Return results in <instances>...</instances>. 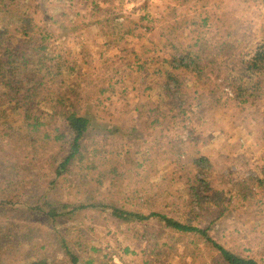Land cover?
<instances>
[{
    "label": "rangeland",
    "instance_id": "1",
    "mask_svg": "<svg viewBox=\"0 0 264 264\" xmlns=\"http://www.w3.org/2000/svg\"><path fill=\"white\" fill-rule=\"evenodd\" d=\"M93 1L27 0L22 6L33 24L50 30L47 44L43 43L45 46L38 53L42 42L35 37L17 42L22 65L23 60L32 62L44 54L51 57L52 53L58 57L67 54L71 63L64 74L67 87H47L56 101L55 115L47 95L38 92L37 100L43 103L36 107L41 106V111L53 116L46 118L47 124L52 120L59 124L62 120L59 108L74 102L76 109L94 121L88 138L111 135L112 146H117L120 152L130 150L139 158L144 155V148L158 145L154 167L148 170L153 176L144 184L143 193L144 201L152 208L136 212L148 216L157 210L171 219L183 217V222L192 219L202 229L210 228L209 236L217 244L264 264V245L258 246L264 238V212L258 209V200L253 196L244 197L247 187L258 190L261 189L258 184L264 182V67L250 69L251 59L264 44V0H109L108 4L99 0L102 10L97 14H93ZM109 17L113 19L102 29L99 21ZM3 19L0 16L1 33L7 25ZM190 34L192 40L179 39ZM195 34L200 39L197 45ZM213 38L228 44L217 46ZM175 40L179 42L178 52L173 49ZM182 51L191 52L203 80L193 73L188 75L184 90L186 115L174 122L168 119L171 128L162 131L164 125H149L150 105L162 97L164 75L171 71L173 56ZM216 55L219 61L224 58L229 64L232 77L210 75L211 84L222 90L210 93L204 80L220 67L213 61ZM26 65L18 67L14 78L23 82L24 87L33 74L25 70ZM46 78L47 74L37 73L32 82L50 83ZM235 78L244 86V92H237L233 86ZM4 83L0 84L2 118L7 125L19 128L21 110L17 102L9 103L10 84L7 79ZM17 92L25 94L23 88ZM169 108L168 105L165 110ZM21 131L29 134L22 139L32 135L26 128ZM132 138L144 142L140 150L134 141L130 142ZM47 149L44 159L35 167L37 171L18 170L19 174L8 178L5 173L15 165L9 162V167L0 166V264H29L41 256L49 258L52 264H69L60 238H78L85 246L83 254L98 258L102 264H224L199 237L176 235L159 219L127 225L114 220L111 213L89 209L85 216L84 212L73 214L71 206L81 196L78 189H73L76 192L73 193L68 189L71 182H67L63 188L51 190V178H47L53 176L50 164L62 147H52L51 142ZM203 157L211 163L209 186L214 194L223 192V195L219 197V205H214L215 212L198 223L189 186L200 182L195 177L198 175L195 161ZM42 164L47 168L41 170ZM38 175L46 176L45 190L40 191L33 183ZM220 177L223 179L219 180ZM216 178L219 182L212 183ZM23 179L24 194L48 197L62 210L64 216L58 220L61 226H54L36 214L40 213L37 206L33 208L36 213L30 212L27 208L31 207L24 201L7 196L6 191ZM154 184L159 186L158 190L153 188ZM94 187L92 182L81 192L85 194ZM164 200L168 203H163ZM90 248H95V253Z\"/></svg>",
    "mask_w": 264,
    "mask_h": 264
},
{
    "label": "trees",
    "instance_id": "2",
    "mask_svg": "<svg viewBox=\"0 0 264 264\" xmlns=\"http://www.w3.org/2000/svg\"><path fill=\"white\" fill-rule=\"evenodd\" d=\"M26 1L27 0H0V16H2L4 22L7 23L4 31L2 33L0 32V84L4 86V79H7V82L10 84V94L8 95L9 103L12 104L17 102L21 110L19 128H15V126L11 127L9 124L7 125L2 118L4 116V110L0 111V155L2 154V156H0V166L9 167V162L15 165L10 172L5 173L8 178L19 174L18 170L25 173L33 172L34 170L37 171L35 167L44 159L43 157L48 152V145L52 142V147L60 145L62 147V152L58 151L56 159L54 158L50 164V168H53L51 172L53 176L50 175L47 177L51 178L49 186L51 190H57L60 186H66V184L71 182L68 189H71L73 193H76L73 189H78L81 196L78 202L71 206L73 208V214L84 212L85 216L89 214V209L100 213H111L110 217L127 225H132V222H146L151 219H159L165 223L168 230H171V232L176 235H180L181 237L188 236L191 238L199 237V240L204 242V246L206 245L207 248H211L214 251L213 254L217 255L216 258H222L224 264H259L253 257H243L239 252L230 251L214 242L209 236L210 228L202 229L201 226L195 225L192 219L186 222L181 220L183 217L181 219H171L164 214L161 215L157 213V210H152L148 216L144 214L140 215L136 212V210H139L142 213L144 210L152 208V206H149L148 201H144L145 197L143 193L144 184H147L153 176L150 177L148 170L154 167L153 156L157 154L160 149L158 145L144 148L145 153L139 158L138 156L134 157L130 150L120 152L117 146H112L114 144H110L112 140L111 135L96 139L95 137L88 138L94 121L90 116L84 115L83 112L76 109V105L72 104L74 102H72L71 105L65 107L61 106L59 108V111H61L59 114H61L63 121L61 120L60 123L56 125L52 120L51 122L49 121L50 124H47L46 118L48 117L49 119L50 116L57 113L55 110L56 101L52 98L53 95L50 93L49 88L47 91V87L52 85L54 89H65L67 87V82L64 78V74L65 71L70 69L71 63L68 60L67 54L62 53L60 57L53 53L51 57H46L44 54L40 60L37 58L32 62L23 60V65L28 64L25 66V70L33 72L31 78H29L28 86L24 87L23 82H17L14 79L18 73V67L23 66L21 61L22 58H19V51L16 45L17 42H19V40L22 41L23 39L35 37L34 39L42 42L38 47V53L45 46L44 44H47V39L50 34V30L41 28L38 24H33V20L29 18L27 14L23 13L25 9L22 6H25ZM98 1L99 0L93 1V14H97L99 10H102V6ZM103 1L105 4L109 3V0ZM36 2H38V0H36ZM17 7L21 9H17ZM64 14L62 16H65ZM79 18H81V16ZM111 19H113V17L100 20L99 23L101 24V28L103 29ZM121 28L124 27L122 26ZM192 35L193 34H190L186 37L180 36L179 39L188 38L192 40ZM37 36L41 37V40ZM194 40L195 45H197L200 40H198L197 34L194 35ZM211 40H213L217 46L228 44L215 38ZM178 46L179 42L175 40L173 42V49L176 52H178ZM207 46L213 45L208 44ZM51 52H53L52 49L50 50V53ZM53 55L54 58L51 59ZM218 57L217 55L214 56L213 61L219 64L220 67L206 75L204 80L210 93L222 91L219 86L211 84L210 75H222L224 78L227 76L230 78L232 77L229 64L224 62V58L219 61ZM173 59L174 60L170 62L171 71L164 75L166 82L164 83L165 89L163 90L162 97L160 96L158 103L150 105L149 109L151 113L149 120H152V122L149 123L150 127H161L164 125L162 131L171 128V124L169 126L167 125L169 124V122H167L169 121L168 119L174 122L177 118L186 115L185 98H187V96L184 90L188 83V75L193 73L200 81L203 80L201 77L203 75L199 72V67L193 60L191 52L188 54V52L182 51L180 55L177 54L173 56ZM250 66L251 71H256L264 67V44L258 48L255 56L251 59ZM54 68H56V70H54ZM37 73L45 76L47 74L46 79H48L50 83H43V80H41V82H32V78H34ZM232 83H234L233 86H235V88L237 87V92H244V86L239 84L238 79ZM22 88L25 94L20 95L21 92H17V90H22ZM38 92H40L39 95H47L49 101L54 105L51 110H54L52 115L45 114L41 111V106L36 107L37 104L42 105L43 103L42 100H37ZM36 101H38V103H36ZM168 105L170 108L166 111L165 109ZM163 111H166V113H163ZM176 111L180 112L179 116L173 114ZM48 125L51 126V128H47ZM4 126L6 127L4 128ZM22 128H26L32 134L30 138H21L23 135L29 136V134L22 133ZM49 130L51 132H49ZM131 140L134 141L136 149H139L142 147V144H144V142H140L137 138L130 139V142ZM21 143H24L23 147ZM32 153L37 154V156L32 155ZM165 154L166 153L162 155ZM210 165L211 163L204 159V157L197 159L195 161V168L198 169V175L195 177L196 181L200 180V182L197 184L194 182L189 186L194 199L192 204H195L197 209L194 216L198 219L196 220L198 223L199 220L204 221L205 218H208L209 215L215 212L216 209L214 205H219L217 202L219 201L220 195H223V192L214 194L213 189L209 186L212 180L209 178L211 175ZM42 166L43 167L39 166L41 170L47 168V165L44 166L42 164ZM69 176H73L74 179L70 180ZM217 178L213 180L212 183H218L219 180L223 179V177H220L219 180H217ZM45 180L46 176L41 177L38 175L33 183L41 191L42 189H46L47 180ZM144 180H146V182H144ZM92 182H95V187L88 192L86 191L85 194L84 192L82 194L81 191L89 187ZM25 183V179H23L21 184L17 183L11 189L9 188L8 191H6V193H8L7 196H15V201H24L31 207L27 208L30 212L36 213V210L33 208L37 206L40 213L36 214H40L41 217L47 218L54 226L59 225L58 220L62 219L64 216L62 210H58L53 202H51L52 200H48V197L34 198L33 196L29 197L24 194L22 188H24L23 186ZM258 185L261 189L258 188L257 190L247 187L244 197L253 196L255 200H258V209L264 212V182ZM158 187L157 184L153 185L154 189L158 190ZM152 193L153 192H151V194ZM46 194L48 195L47 190ZM122 200H124V202H121ZM163 203H168V200H164ZM259 217L260 216L257 218ZM63 229H65V227ZM75 232H78V229ZM80 234L83 235V232L81 231ZM263 239L258 246L264 245ZM59 242L63 249V255L69 259V264H102L98 258L85 256L83 254L82 251L85 246L78 242V238H60ZM88 249L87 247L86 250L88 251ZM90 249L95 253V248ZM49 260L50 259L46 256H41V258L29 264H52ZM56 264L62 263L58 262Z\"/></svg>",
    "mask_w": 264,
    "mask_h": 264
}]
</instances>
